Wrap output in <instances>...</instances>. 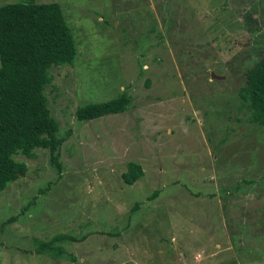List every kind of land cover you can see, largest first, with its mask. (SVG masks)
<instances>
[{"label": "rangeland", "instance_id": "obj_1", "mask_svg": "<svg viewBox=\"0 0 264 264\" xmlns=\"http://www.w3.org/2000/svg\"><path fill=\"white\" fill-rule=\"evenodd\" d=\"M32 1L60 5L77 54L44 89L61 172L47 148L13 155L0 264H264V125L240 96L264 0ZM123 92L126 111L77 120Z\"/></svg>", "mask_w": 264, "mask_h": 264}, {"label": "trees", "instance_id": "obj_2", "mask_svg": "<svg viewBox=\"0 0 264 264\" xmlns=\"http://www.w3.org/2000/svg\"><path fill=\"white\" fill-rule=\"evenodd\" d=\"M76 54L74 36L58 3L28 0L0 5V193L27 171L26 163L15 160L14 154L31 158L35 148H47L50 163L61 172L59 147L64 137L58 135L59 124L49 113L44 89L53 79L50 69L73 64ZM245 75L240 96L250 120L264 125V55ZM130 103L123 92L80 105L75 114L86 121L124 112ZM142 175L141 165L129 161L121 178L133 184ZM70 258L75 261L73 255Z\"/></svg>", "mask_w": 264, "mask_h": 264}, {"label": "water", "instance_id": "obj_3", "mask_svg": "<svg viewBox=\"0 0 264 264\" xmlns=\"http://www.w3.org/2000/svg\"><path fill=\"white\" fill-rule=\"evenodd\" d=\"M211 77H214V78H220V76L219 75H216V74H214L213 72L211 73Z\"/></svg>", "mask_w": 264, "mask_h": 264}]
</instances>
